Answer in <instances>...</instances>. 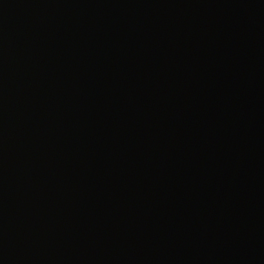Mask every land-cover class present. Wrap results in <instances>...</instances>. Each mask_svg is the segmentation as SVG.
Segmentation results:
<instances>
[{"label": "water", "instance_id": "water-1", "mask_svg": "<svg viewBox=\"0 0 264 264\" xmlns=\"http://www.w3.org/2000/svg\"><path fill=\"white\" fill-rule=\"evenodd\" d=\"M0 264H264V0H0Z\"/></svg>", "mask_w": 264, "mask_h": 264}]
</instances>
